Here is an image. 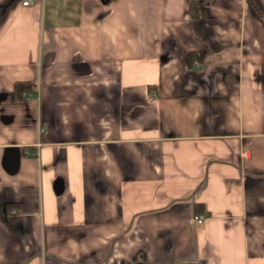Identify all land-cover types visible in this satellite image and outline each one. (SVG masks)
<instances>
[{
	"label": "crops",
	"instance_id": "1",
	"mask_svg": "<svg viewBox=\"0 0 264 264\" xmlns=\"http://www.w3.org/2000/svg\"><path fill=\"white\" fill-rule=\"evenodd\" d=\"M0 264H264V0H0Z\"/></svg>",
	"mask_w": 264,
	"mask_h": 264
},
{
	"label": "trees",
	"instance_id": "2",
	"mask_svg": "<svg viewBox=\"0 0 264 264\" xmlns=\"http://www.w3.org/2000/svg\"><path fill=\"white\" fill-rule=\"evenodd\" d=\"M29 86L27 82H17L14 84V93L15 95H19L21 92L26 90Z\"/></svg>",
	"mask_w": 264,
	"mask_h": 264
},
{
	"label": "built area",
	"instance_id": "3",
	"mask_svg": "<svg viewBox=\"0 0 264 264\" xmlns=\"http://www.w3.org/2000/svg\"><path fill=\"white\" fill-rule=\"evenodd\" d=\"M34 1L35 0H21V5L22 6H28V5L32 4ZM150 99L151 98H149V100ZM195 220L198 221V222H200L201 221V217L196 216Z\"/></svg>",
	"mask_w": 264,
	"mask_h": 264
}]
</instances>
